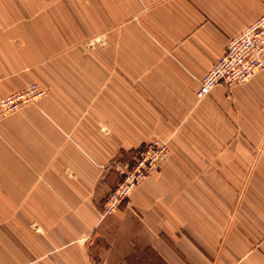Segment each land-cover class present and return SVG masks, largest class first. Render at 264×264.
Masks as SVG:
<instances>
[{"label":"crops","instance_id":"0c3cea01","mask_svg":"<svg viewBox=\"0 0 264 264\" xmlns=\"http://www.w3.org/2000/svg\"><path fill=\"white\" fill-rule=\"evenodd\" d=\"M132 1L106 60L5 128L0 264H264V69L196 96L264 0ZM155 141L166 160L104 215L116 165Z\"/></svg>","mask_w":264,"mask_h":264},{"label":"rangeland","instance_id":"374dc122","mask_svg":"<svg viewBox=\"0 0 264 264\" xmlns=\"http://www.w3.org/2000/svg\"><path fill=\"white\" fill-rule=\"evenodd\" d=\"M128 1L0 0V100L32 86L44 93L16 112L0 114L4 143L16 114L36 106L49 90L74 89L90 76L93 55L106 60V35L133 9L134 1ZM127 165H116L118 184ZM0 218L9 219L10 212L0 211Z\"/></svg>","mask_w":264,"mask_h":264},{"label":"built area","instance_id":"2783aa9c","mask_svg":"<svg viewBox=\"0 0 264 264\" xmlns=\"http://www.w3.org/2000/svg\"><path fill=\"white\" fill-rule=\"evenodd\" d=\"M263 69L264 14L228 41L224 55L200 81L196 96L203 99L217 86H224L230 91L235 86L248 82ZM43 94L38 86H32L23 92L3 98L0 100V114L16 112ZM168 155L169 148L165 142L155 141L144 145L132 163L122 172V181L106 196L103 203L104 215L115 212L127 202L139 184L152 172L159 170Z\"/></svg>","mask_w":264,"mask_h":264}]
</instances>
